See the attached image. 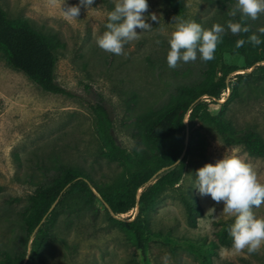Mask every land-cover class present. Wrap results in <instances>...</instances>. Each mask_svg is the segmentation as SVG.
I'll return each mask as SVG.
<instances>
[{
	"label": "rangeland",
	"instance_id": "1",
	"mask_svg": "<svg viewBox=\"0 0 264 264\" xmlns=\"http://www.w3.org/2000/svg\"><path fill=\"white\" fill-rule=\"evenodd\" d=\"M191 20H233L237 0H183ZM79 0H0L13 18L22 17L43 31L54 43L58 57L56 77L73 95L47 92L26 74L10 67L0 52V260L13 258L29 248L35 234L29 235L22 223L28 198L38 181L48 183L44 163L55 158L82 167L100 183H113L127 175L126 168L111 161L103 152L92 107L102 103L113 122L116 141L129 151H156L142 139L146 120L169 104L179 86L193 85L205 76L206 65L199 58L169 68L168 40L181 21L167 0H148L146 16L151 29L142 31L124 45L117 56L101 49L97 40L103 34L107 16L116 0H95L77 18L63 10ZM254 31L264 28V14L248 18ZM229 64L243 67L239 55H225ZM248 75L238 80V93L230 89L217 103L210 102L214 114L222 113L238 130L252 129L264 138V68L241 70ZM234 75V74H233ZM192 154L182 181L165 192L149 211L147 248L142 252L132 233L116 224L97 194L92 200L70 196L59 208L53 236L41 248L40 261L30 264H202L212 258L215 264H264V246L253 254L237 252L232 245L220 244L219 221L234 223L224 211V202L202 196L195 187V173L207 163L226 155H238L250 162L264 183V159L251 155L243 146H227L210 128L195 121L192 127ZM183 196L196 197L204 209L198 226L188 225ZM264 218V203L253 209ZM132 210L123 217L136 216ZM212 241L219 246L213 252Z\"/></svg>",
	"mask_w": 264,
	"mask_h": 264
},
{
	"label": "trees",
	"instance_id": "2",
	"mask_svg": "<svg viewBox=\"0 0 264 264\" xmlns=\"http://www.w3.org/2000/svg\"><path fill=\"white\" fill-rule=\"evenodd\" d=\"M174 14L180 20H191L187 17L183 0H167ZM214 17L211 21L195 19L203 28L210 29L213 24L225 26L222 41L217 45L214 58L204 61L206 65L204 78L193 85L179 86L169 104L146 120L142 139L153 147L155 156L145 150L129 151L119 145L113 132V122L104 104L92 107L96 118L97 131L103 143V152L111 160L119 162L126 168L127 175L113 183H100L80 166L69 163H58L51 158L44 163L45 174L53 173L48 183L44 180L35 183L36 189L28 198V209L22 217V223L29 235L35 238L29 248L19 252L15 258L5 254L0 264H30L40 261L41 248L46 240L53 236V229L58 219L59 208L70 196H79L92 200L100 196L113 214L112 220L122 229L134 236L137 247L145 252L150 230L149 211L158 199L171 188L176 187L183 179L187 168L188 157L192 154V127L195 121L213 130L227 146H243L251 155L264 159V138L252 129L238 130L230 119L222 113L214 114L210 110V102L217 103L230 89L234 96L238 93V80L248 75L241 70L264 68V43L255 46L249 41L253 34L264 40V34L254 31L248 18L243 21L240 16L237 22L248 28V32L233 35L227 29V21ZM245 43L237 47V41ZM0 52L7 64L23 72L28 78L47 92L54 94H73L57 81L56 67L58 57L55 45L39 28L31 25L22 17H10L0 3ZM239 55L245 65L229 64L225 55ZM234 74V75H233ZM207 96L210 101L206 100ZM189 126V136H187ZM181 159V160H180ZM175 166L156 174L164 167ZM188 225L198 226L199 218L204 215L202 205L196 197L183 196ZM54 208L50 211V209ZM138 213L123 217L132 210ZM221 228L217 231L220 244L232 245L229 236L230 224L219 221ZM212 251L219 244L212 241ZM202 264H215L212 258L205 259Z\"/></svg>",
	"mask_w": 264,
	"mask_h": 264
},
{
	"label": "clouds",
	"instance_id": "3",
	"mask_svg": "<svg viewBox=\"0 0 264 264\" xmlns=\"http://www.w3.org/2000/svg\"><path fill=\"white\" fill-rule=\"evenodd\" d=\"M95 0H79L75 5L67 6L64 14L69 18H77L81 9L90 10ZM67 3V0H66ZM148 0H116L112 11L108 13L105 31L97 40L98 46L117 56L122 54L124 45L138 37L137 28L142 31L151 29L149 19L156 21L155 14L146 16ZM240 15L256 20L264 14V0H237L229 13L231 17ZM227 29L233 35L248 32L241 22L227 21ZM264 34V28L260 29ZM225 26L213 24L205 29L194 20H181L176 24L168 44L167 54L169 68H176L178 63L196 61L198 54L203 61L214 58L217 45L222 41ZM249 41L258 46L264 43L257 35L249 37ZM243 39L237 41V47L243 46ZM195 187L202 196H210L216 202H224V211L235 219L229 228L232 248L237 251L247 249L248 254L258 252L264 246V218L257 217L253 209L264 203V183H261L254 166L238 155H224L215 164L207 163L196 170ZM169 259L165 254V264Z\"/></svg>",
	"mask_w": 264,
	"mask_h": 264
},
{
	"label": "water",
	"instance_id": "4",
	"mask_svg": "<svg viewBox=\"0 0 264 264\" xmlns=\"http://www.w3.org/2000/svg\"><path fill=\"white\" fill-rule=\"evenodd\" d=\"M187 136H189V126H188ZM180 160H181V159H180ZM180 160H178L175 164H173V165H171V166L164 167L163 169H161V170L156 174V176H157L159 173L163 172L164 170H167V169H169V168L175 166L177 163L180 162ZM102 201L107 205V203H106L104 200H102ZM54 206H55V204H54L53 207L50 209V211L54 208ZM107 206H108V205H107ZM138 210H139V207H137V211H138ZM29 253H30V246H29Z\"/></svg>",
	"mask_w": 264,
	"mask_h": 264
},
{
	"label": "built area",
	"instance_id": "5",
	"mask_svg": "<svg viewBox=\"0 0 264 264\" xmlns=\"http://www.w3.org/2000/svg\"><path fill=\"white\" fill-rule=\"evenodd\" d=\"M204 98H205L206 100L210 101V99H209L207 96H204Z\"/></svg>",
	"mask_w": 264,
	"mask_h": 264
}]
</instances>
